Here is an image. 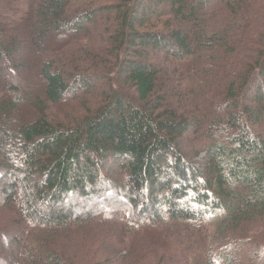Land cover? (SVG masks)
<instances>
[{
	"label": "trees",
	"instance_id": "trees-1",
	"mask_svg": "<svg viewBox=\"0 0 264 264\" xmlns=\"http://www.w3.org/2000/svg\"><path fill=\"white\" fill-rule=\"evenodd\" d=\"M103 1L0 0V264H264V0Z\"/></svg>",
	"mask_w": 264,
	"mask_h": 264
},
{
	"label": "rangeland",
	"instance_id": "rangeland-1",
	"mask_svg": "<svg viewBox=\"0 0 264 264\" xmlns=\"http://www.w3.org/2000/svg\"><path fill=\"white\" fill-rule=\"evenodd\" d=\"M105 2H111L110 0H104ZM103 1V2H104ZM1 7H0V11L2 12V13H4L5 15H6V17L9 19V17L11 18L12 16H15V14L14 13H10V11H9V8H8V6L7 5H0ZM2 15V14H1ZM6 22H8V20L7 19H5V21H4V24H7ZM55 36V35H54ZM55 38V37H54ZM53 37H51L50 39L51 40H53L54 39ZM50 43H52V41H50ZM49 45H51V44H48V46ZM29 52L28 51H26V53L24 54V56H22V59H23V61H24V72L26 71V73H24V74H22V73H20V74H18V76H19V78L21 79V83L23 82V79H24V81L26 80L27 81V78H29L30 79V81H28L29 82V86H28V88H30L31 90H34V91H36V90H38V86H39V81L36 83V81H35V79H31V77L32 78H34L33 76L34 75H36V69L35 68H32L31 67V60H32V58L31 57H29V54H28ZM6 69H4V67H2L1 69H0V73H5L6 71H5ZM37 76V75H36ZM38 77V76H37ZM10 79V78H9ZM14 81V79H10V83L11 82H13ZM22 89H23V87H21ZM68 102V101H67ZM67 102H64V103H62V105H60V107L64 110L65 108H67V106H68V103ZM27 103H29V100H27V99H25V101L22 103V107H24V106H26L27 105ZM61 109V110H62ZM61 110H59V109H57L56 108V110H53V112H55V113H57V114H60V115H63L64 114V111H61ZM203 154H200L199 155V157H197L196 159H195V162H196V166H198L199 165V163H201L202 162V159H203ZM1 205H2V202L0 201V208H1ZM3 215H5V213L4 212H1L0 211V221L2 222V223H5L6 221L3 219V218H5V216H3ZM4 238H6L5 236H4ZM187 253V252H186Z\"/></svg>",
	"mask_w": 264,
	"mask_h": 264
}]
</instances>
